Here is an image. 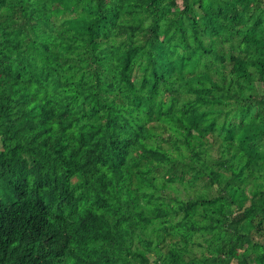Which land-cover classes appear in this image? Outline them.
Returning a JSON list of instances; mask_svg holds the SVG:
<instances>
[{
    "label": "trees",
    "instance_id": "16d2710c",
    "mask_svg": "<svg viewBox=\"0 0 264 264\" xmlns=\"http://www.w3.org/2000/svg\"><path fill=\"white\" fill-rule=\"evenodd\" d=\"M0 264H264V0H0Z\"/></svg>",
    "mask_w": 264,
    "mask_h": 264
}]
</instances>
